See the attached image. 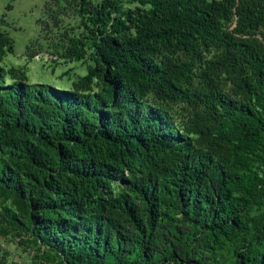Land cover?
Masks as SVG:
<instances>
[{
  "label": "trees",
  "instance_id": "1",
  "mask_svg": "<svg viewBox=\"0 0 264 264\" xmlns=\"http://www.w3.org/2000/svg\"><path fill=\"white\" fill-rule=\"evenodd\" d=\"M44 11L59 58L90 65L70 90L0 65L4 222L60 264H264V0Z\"/></svg>",
  "mask_w": 264,
  "mask_h": 264
},
{
  "label": "rangeland",
  "instance_id": "2",
  "mask_svg": "<svg viewBox=\"0 0 264 264\" xmlns=\"http://www.w3.org/2000/svg\"><path fill=\"white\" fill-rule=\"evenodd\" d=\"M46 1L0 0V30L13 40L14 48L0 65L4 69H24L29 85L42 84L57 90H70L72 83L87 73L90 62H70L59 58L62 50L57 46L58 31L42 30L44 21H47L43 15ZM64 7L65 4L61 8ZM66 12L61 23L63 30L77 26L76 17ZM28 46L31 50H39L40 54L27 59L25 52ZM17 205L14 199L4 200L0 196V213L4 206L17 211ZM0 264H60V260L28 235H18L0 216Z\"/></svg>",
  "mask_w": 264,
  "mask_h": 264
}]
</instances>
